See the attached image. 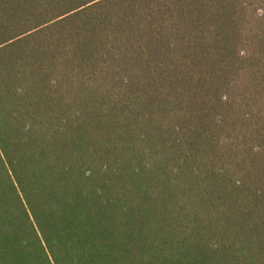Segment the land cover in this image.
<instances>
[{"label":"trees","instance_id":"obj_1","mask_svg":"<svg viewBox=\"0 0 264 264\" xmlns=\"http://www.w3.org/2000/svg\"><path fill=\"white\" fill-rule=\"evenodd\" d=\"M0 264H264V0H0Z\"/></svg>","mask_w":264,"mask_h":264},{"label":"snow or ice","instance_id":"obj_2","mask_svg":"<svg viewBox=\"0 0 264 264\" xmlns=\"http://www.w3.org/2000/svg\"><path fill=\"white\" fill-rule=\"evenodd\" d=\"M93 2L95 3V2H98V0H93Z\"/></svg>","mask_w":264,"mask_h":264}]
</instances>
